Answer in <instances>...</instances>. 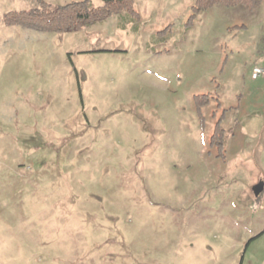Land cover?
Wrapping results in <instances>:
<instances>
[{
    "label": "rangeland",
    "instance_id": "1",
    "mask_svg": "<svg viewBox=\"0 0 264 264\" xmlns=\"http://www.w3.org/2000/svg\"><path fill=\"white\" fill-rule=\"evenodd\" d=\"M82 1L0 0V264H264V0L4 20Z\"/></svg>",
    "mask_w": 264,
    "mask_h": 264
},
{
    "label": "trees",
    "instance_id": "2",
    "mask_svg": "<svg viewBox=\"0 0 264 264\" xmlns=\"http://www.w3.org/2000/svg\"><path fill=\"white\" fill-rule=\"evenodd\" d=\"M90 0L70 3L60 7L33 9L28 12H14L5 17V23L9 25H19L31 30L41 32H72L78 31L84 26L101 23L107 18L121 13L135 15L132 9L131 0H99L102 5L91 7ZM261 0H195L194 15L206 10L214 5H221L228 8L245 6L250 10L259 6ZM218 125L211 137V143L218 140ZM223 142L219 144L222 147Z\"/></svg>",
    "mask_w": 264,
    "mask_h": 264
},
{
    "label": "built area",
    "instance_id": "3",
    "mask_svg": "<svg viewBox=\"0 0 264 264\" xmlns=\"http://www.w3.org/2000/svg\"><path fill=\"white\" fill-rule=\"evenodd\" d=\"M264 75V69L261 68V67H254L252 70H251V78L253 80L259 78L260 76Z\"/></svg>",
    "mask_w": 264,
    "mask_h": 264
},
{
    "label": "water",
    "instance_id": "4",
    "mask_svg": "<svg viewBox=\"0 0 264 264\" xmlns=\"http://www.w3.org/2000/svg\"><path fill=\"white\" fill-rule=\"evenodd\" d=\"M263 191V184L260 182L258 184H256L253 188H252V193L255 197L259 196V194H261V192Z\"/></svg>",
    "mask_w": 264,
    "mask_h": 264
},
{
    "label": "crops",
    "instance_id": "5",
    "mask_svg": "<svg viewBox=\"0 0 264 264\" xmlns=\"http://www.w3.org/2000/svg\"><path fill=\"white\" fill-rule=\"evenodd\" d=\"M254 67H256V66H254ZM254 67H253V68H254ZM257 67H260V66H257ZM253 68H252V69H253ZM261 68H262V67H261ZM251 79H252V78H251ZM252 80H253V79H252ZM255 80H256V79H255Z\"/></svg>",
    "mask_w": 264,
    "mask_h": 264
}]
</instances>
